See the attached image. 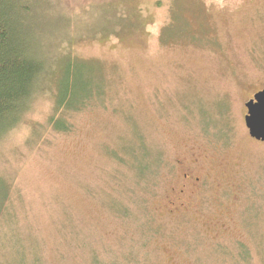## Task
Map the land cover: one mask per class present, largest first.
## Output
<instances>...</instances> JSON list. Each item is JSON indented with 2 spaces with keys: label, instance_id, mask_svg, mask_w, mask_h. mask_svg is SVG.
<instances>
[{
  "label": "rangeland",
  "instance_id": "rangeland-1",
  "mask_svg": "<svg viewBox=\"0 0 264 264\" xmlns=\"http://www.w3.org/2000/svg\"><path fill=\"white\" fill-rule=\"evenodd\" d=\"M40 11L45 73L0 137V261L30 251L84 264L89 248L130 241L148 263L264 264V141L244 121L264 88V0H54ZM72 58L71 78L93 95L57 131ZM138 146L159 156L147 180L127 163ZM145 222L159 230L146 255Z\"/></svg>",
  "mask_w": 264,
  "mask_h": 264
},
{
  "label": "trees",
  "instance_id": "trees-1",
  "mask_svg": "<svg viewBox=\"0 0 264 264\" xmlns=\"http://www.w3.org/2000/svg\"><path fill=\"white\" fill-rule=\"evenodd\" d=\"M44 5L53 6L54 0H0V137L17 124L27 101L36 89L39 76L45 73L46 61L39 56L37 40V31L41 25L40 10ZM54 24L49 27L55 28L52 26ZM64 57L67 56L62 58ZM72 59L73 61L70 59L66 63L65 79L60 80L57 85L54 113L50 118V125L57 131L68 129L65 115L81 109L93 95L90 80L75 84L76 76L73 75L71 78L69 67H74L80 61L77 59L75 62V58ZM159 161L158 155L154 158L144 147L138 146L137 149L130 150V159L127 163L133 168L139 180H147L148 175L154 174L159 168ZM4 195V186L0 185V198L2 199ZM126 210L120 209L119 215L126 217ZM145 224L140 226L142 229L140 232L144 240L141 247L144 246L146 255L145 249L149 244L153 245L151 243L159 230L146 222ZM74 231L73 229L72 232ZM127 243L120 251L105 247L104 253L96 248L86 247V242L79 241L77 244L82 249L89 248L86 249L88 253L84 264H160L148 263L145 256L144 259L139 256V249L137 250L133 243L130 241ZM0 264L46 263L39 256L27 251L23 252L19 261L12 263L6 260L5 263L0 261Z\"/></svg>",
  "mask_w": 264,
  "mask_h": 264
},
{
  "label": "water",
  "instance_id": "water-1",
  "mask_svg": "<svg viewBox=\"0 0 264 264\" xmlns=\"http://www.w3.org/2000/svg\"><path fill=\"white\" fill-rule=\"evenodd\" d=\"M246 114L245 125L249 135L260 141H264V88L256 91L253 96L245 102Z\"/></svg>",
  "mask_w": 264,
  "mask_h": 264
}]
</instances>
